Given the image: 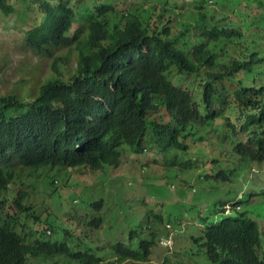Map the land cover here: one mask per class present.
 Returning <instances> with one entry per match:
<instances>
[{"label":"trees","instance_id":"1","mask_svg":"<svg viewBox=\"0 0 264 264\" xmlns=\"http://www.w3.org/2000/svg\"><path fill=\"white\" fill-rule=\"evenodd\" d=\"M116 1L126 0H0V12L21 24V42L51 57L36 94L0 95V264L30 258L37 264H210L191 247L210 259L214 242L264 243L256 192L241 199L243 212L221 216L210 231L205 226L193 236L199 225L187 223L179 255L168 254L150 230L152 201L123 198L119 185L111 186L115 212L108 219L104 196L90 191L88 177H73L72 171L88 169L114 177L109 171L121 165L126 148L136 157L160 153L178 180V170L195 167L204 177L195 189L174 190L179 194L164 221L171 224L172 216L219 205L229 185L264 164V29L253 28L254 37L245 29L264 0H234L243 13L228 0H131L134 9L122 10ZM204 2L216 8L213 17L203 12ZM213 132L218 143L230 144L226 165L199 145ZM159 178L141 181L147 198ZM179 199L185 202L175 205ZM110 226L124 236L105 242L101 232ZM253 264H264V255Z\"/></svg>","mask_w":264,"mask_h":264},{"label":"rangeland","instance_id":"2","mask_svg":"<svg viewBox=\"0 0 264 264\" xmlns=\"http://www.w3.org/2000/svg\"><path fill=\"white\" fill-rule=\"evenodd\" d=\"M134 9V6H131ZM251 18V23L246 25L245 29H248L247 33L252 34L254 37L253 28L264 29V10L262 14L256 16H249ZM159 25L158 22H156ZM160 26V25H159ZM22 38V26L18 23L14 15H3L0 12V95L2 94H16L18 97L27 96V91L30 90L31 94H36L38 86L42 83V81L50 74V62L51 57H48L45 54L37 55L31 50H29L23 42H21ZM263 51L262 55H264V41H263ZM72 53H70L71 55ZM75 62V56H72L71 66L68 68H72ZM187 89L190 90L189 85H187ZM233 118V123L238 124L237 119H234V115H230ZM215 132L209 134L207 140L202 141L199 145L205 149V152L211 157L216 158L222 161L230 149L229 142L224 144L218 143V140L213 136ZM197 143V142H196ZM196 143H193L194 145ZM121 165L118 167H114L110 169L108 177L104 176L101 170L90 171L87 172H75L72 171V175L74 178H83L88 177L86 181V186L89 187L90 191L94 189L97 194H101L104 196V201H107L104 205L106 210L107 218L109 219V215L111 212H115V204L111 202L113 190H111V186L119 185V192L123 198L126 199H138L140 196H143L146 200V190L141 181L144 177H147L149 174L151 175H159L165 172V168L163 166L164 162L160 153L155 151L148 150L145 156L136 157L131 153L129 149H124L122 155ZM147 162L144 165L142 162ZM178 177L181 179L188 181V173L184 170L177 171ZM102 177V178H101ZM132 178L134 180L133 184L129 187L125 185L126 180ZM171 173L168 172L167 175L161 176L158 181V185H154V188L149 191V198L152 201V208H154L155 213L160 214L165 220L167 217V213L169 210L170 200L175 199L176 194H179V191H172L168 187V183L172 181ZM197 181L196 178L193 179ZM251 181V184H247V181ZM166 181H168L166 183ZM242 187L245 191L254 190L259 186H264V164H253V168L250 170L248 175L241 179ZM200 185V184H199ZM199 185H195L198 187ZM180 187H185L183 184H180ZM241 187V189H242ZM240 189V190H241ZM68 191L67 189L60 190L61 193ZM238 191V193L240 192ZM65 192V193H66ZM40 196L48 197V195L43 194L42 192L39 194ZM67 195V193H66ZM194 197L195 193L193 194ZM243 200L246 199V193L242 196ZM166 202H163V201ZM169 200V201H167ZM175 205H181L184 203V200H176ZM52 206L51 203L48 204ZM219 205H217L218 207ZM248 204L245 205V208L248 209ZM148 207V203H147ZM71 210L72 207L70 206ZM210 211L211 207H207ZM67 209L62 208V211L65 212ZM199 211V210H198ZM172 215L176 214L171 212ZM171 222L173 224L177 223L179 219H184L185 217L172 216ZM105 228L108 227L110 222L105 221ZM129 225H135V222L127 221ZM163 227V226H162ZM102 229V236L104 237L105 242H110L114 236H124V233L118 228L115 230L114 227L110 226L109 231L105 233L106 229ZM167 230L162 229L158 236L166 234ZM171 238L170 242L172 243L171 247H168V254H172L173 251H177L179 253L184 254V245L187 244L188 240L185 237L177 236L178 229L172 228L168 233ZM53 239V237H52ZM159 239V238H158ZM158 248V247H157ZM158 250V249H157ZM171 250H173L171 252ZM198 252L203 254L200 247L197 245L195 247H191L192 253ZM163 252L164 249H161ZM159 254V253H157ZM39 261L34 258L29 259V264H37Z\"/></svg>","mask_w":264,"mask_h":264},{"label":"clouds","instance_id":"3","mask_svg":"<svg viewBox=\"0 0 264 264\" xmlns=\"http://www.w3.org/2000/svg\"><path fill=\"white\" fill-rule=\"evenodd\" d=\"M228 2L231 4V6L233 8H237L243 13L244 8L239 5L240 3H238V2L236 3L234 0H228ZM202 4L205 6V8L202 9L203 12L205 13V15L207 17H213L214 14L216 13V8L213 5L209 4L208 2H204ZM115 5L119 10H122V9H124L125 5H129V7H130L131 0L116 1ZM263 10H264V6H262V8L260 10L255 9V10H251V11L253 14L259 15V14L263 13ZM262 56L264 57V55H262ZM188 143H190V142H188ZM190 148H191V146H190ZM230 149H231V147H230ZM230 149L228 151H230ZM228 157H229V155L227 152L222 161H220L216 158H210V159L215 160L217 164L226 165L227 162H230ZM257 164H260V163H257ZM250 165L252 166V162L250 163ZM163 166L165 168V172L162 174H159L157 176L161 177V176L167 175V173L170 172L171 178L175 181V182L168 183V187L172 191H174L175 189H182V190L195 189L196 188L195 185H199L201 183V179L204 177L202 173L196 171L195 167H190L187 170H184V171H187V173H188L189 182L185 181V180H178L177 177H175L174 168L166 167V165H163ZM252 168H253V166H252ZM205 169H206L207 173L209 174L211 171L209 163H205ZM177 175H178V173H177ZM194 178H196L197 181H194L193 180ZM241 179H239L238 181H234L231 185H229L232 188L229 189V192H226V195L223 194V196H222L223 200L219 204L218 207L209 205L211 207L210 211H208V209H205L207 207L200 208L198 213L192 214V215L187 216V217L184 216L185 218L183 220L181 219L182 221L180 224H174L173 225V223H171V224L170 223H164L165 220L163 219V217L161 220H158L154 216V212H155L154 210L148 211L147 212L148 225L150 227V230L153 232V234H156L155 237L157 238V241L160 244H165L168 247H171L172 243L170 242L171 236L168 234L169 231L172 228H177L178 229L177 236H182V237L186 238L188 231L186 230L185 225L187 223H190V222L191 223L193 222V223L199 225V227L193 231V236H198L205 226H208L209 231L212 230L213 228H215L217 226L216 222H217V220H219L221 218V216L228 215L230 212L235 213L236 211H242V212L244 211V204L241 201L244 193L247 194L249 192H256V196L254 197L252 203L257 202L258 204L264 206V186H259V187L255 188L254 190L245 191V189L242 187ZM133 182H134V180L132 178H130V179L126 180L125 185L127 187H129L133 184ZM167 182L168 181H166V183ZM180 184H183L185 187H180ZM247 184L250 185L251 181L248 180ZM241 187H242V189H241ZM239 190H240V192L238 193ZM230 193L233 195V198H234L232 201H229ZM148 199L150 200L149 196H148ZM179 200H182V199H179ZM167 201H169V200H167ZM195 201L196 200H193L192 202H190V204H194ZM238 201H240V202L236 203L235 206H232V204H231L232 202H238ZM163 202H166V201L164 200ZM184 202H185V200H184ZM148 210H149V208H148ZM248 216L251 217L253 220H255L257 224H260V219L257 215L250 212L248 214ZM203 217H205V218H203ZM49 219H50L49 221L53 222L56 219V217H54L53 215H50ZM177 223H178V221H177ZM204 223H206L207 225H203ZM162 229L167 230L166 234H164V236L163 235L158 236V233ZM261 234H262V237H264L263 231L261 232ZM214 244H215V246L212 249V255H211L210 259H208L205 255V253L201 250L203 253L202 256L207 259L205 262H209L210 264H213V263H211L210 260H214L215 264H253L259 258V256L264 255V243L261 244L260 246H258L257 244L252 243L250 240L245 239V238L235 239L234 241L230 242V244L228 243L229 244L228 246H224V247L218 246L217 243H215V242H214ZM96 249L98 250V249H100V247H96ZM184 253H185V250H184ZM179 255H181V253ZM110 262H111V257H110ZM114 264H121V263L115 262Z\"/></svg>","mask_w":264,"mask_h":264}]
</instances>
